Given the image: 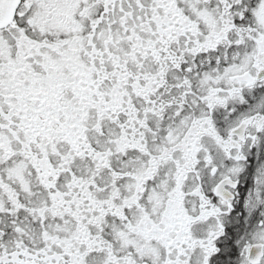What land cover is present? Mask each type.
<instances>
[{
  "label": "snow or ice",
  "instance_id": "obj_1",
  "mask_svg": "<svg viewBox=\"0 0 264 264\" xmlns=\"http://www.w3.org/2000/svg\"><path fill=\"white\" fill-rule=\"evenodd\" d=\"M0 264H264V0H0Z\"/></svg>",
  "mask_w": 264,
  "mask_h": 264
}]
</instances>
